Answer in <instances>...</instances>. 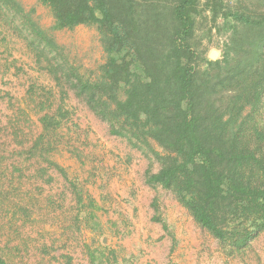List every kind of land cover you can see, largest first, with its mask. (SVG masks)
I'll return each instance as SVG.
<instances>
[{"label":"trees","instance_id":"trees-1","mask_svg":"<svg viewBox=\"0 0 264 264\" xmlns=\"http://www.w3.org/2000/svg\"><path fill=\"white\" fill-rule=\"evenodd\" d=\"M40 2L54 17L53 29L85 25L98 31L105 54L98 73L89 78L71 69L67 76L112 135L134 147L157 146L151 151L159 169L148 170L146 182L170 191L226 255L246 249L264 232V0ZM24 12L18 0H0V22L21 15L31 33L28 46L42 64L57 42ZM214 34L225 37L216 60L204 44ZM45 69L57 76V69ZM65 96L61 92L55 104L53 90L32 82L26 100L34 109L19 107L0 124V264L24 258L21 228L42 202L56 203L44 197L45 186L55 181L52 170L73 186L77 205L85 206L84 191L52 158L62 131L79 137ZM32 114L40 124L33 136L25 127ZM67 143L81 159L79 147ZM88 206L99 208L92 197ZM37 245L50 254L47 242ZM87 255L89 264H112L101 248Z\"/></svg>","mask_w":264,"mask_h":264},{"label":"rangeland","instance_id":"rangeland-1","mask_svg":"<svg viewBox=\"0 0 264 264\" xmlns=\"http://www.w3.org/2000/svg\"><path fill=\"white\" fill-rule=\"evenodd\" d=\"M18 1L24 14L55 38L58 48L37 64L22 16L14 15L7 24L0 22L7 36L0 34V124L19 107L34 109L35 104L26 100L32 82L53 90L55 104L66 92L65 105L74 110L72 122L79 125V130L74 127L79 137L70 139L62 131L52 158L84 191L85 206L77 205L73 186L52 170L55 181L45 186L44 197L52 196L56 203L42 202L34 219L21 228L22 236L16 234L19 242H27L21 243L24 258L19 256L16 264H66L62 254L72 258L71 264H89L87 251L95 248L105 251L112 264H264V232L241 253L226 255L218 240L195 222L170 191L146 182L148 170L159 169L151 151L157 146L134 147L112 135L108 123L75 95L69 70L93 78L105 60L98 31L85 25L53 29L54 17L40 0ZM224 40L216 34L211 40L205 38L208 56L217 50L220 58ZM49 65L57 69V76L45 69ZM31 118L25 127L32 129L33 136L40 132V124L37 115ZM69 140L82 151L81 159L70 153ZM89 197L99 208L90 209ZM42 241L50 245V254L39 252L37 244Z\"/></svg>","mask_w":264,"mask_h":264},{"label":"water","instance_id":"water-1","mask_svg":"<svg viewBox=\"0 0 264 264\" xmlns=\"http://www.w3.org/2000/svg\"><path fill=\"white\" fill-rule=\"evenodd\" d=\"M217 56H218V51L217 50H212L209 54V58L212 59V60H216L217 59ZM106 241V240H104Z\"/></svg>","mask_w":264,"mask_h":264}]
</instances>
